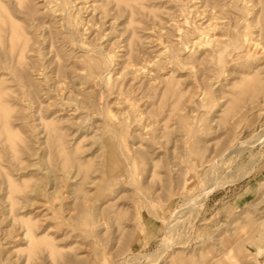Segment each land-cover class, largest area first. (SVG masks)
Here are the masks:
<instances>
[{
    "label": "rangeland",
    "instance_id": "1",
    "mask_svg": "<svg viewBox=\"0 0 264 264\" xmlns=\"http://www.w3.org/2000/svg\"><path fill=\"white\" fill-rule=\"evenodd\" d=\"M0 264H264V0H0Z\"/></svg>",
    "mask_w": 264,
    "mask_h": 264
},
{
    "label": "bare ground",
    "instance_id": "2",
    "mask_svg": "<svg viewBox=\"0 0 264 264\" xmlns=\"http://www.w3.org/2000/svg\"><path fill=\"white\" fill-rule=\"evenodd\" d=\"M210 24H211V23H210ZM213 24H214V23H213ZM216 24H217V23H216ZM212 26H213V25H212ZM210 27H211V25H210ZM213 27H214V26H213ZM213 27H212V28H213ZM214 29H215V27H214ZM203 34H204V32H203ZM203 34H202V35H203ZM204 35H205V34H204ZM207 36H208V35H207ZM203 38H204V37H203ZM210 38H211V37H210ZM196 40H198V39H196ZM202 40H203V39H202ZM204 41H205V40H204ZM191 44H192V43H191ZM250 48H251V47H250ZM255 48H256V47H255Z\"/></svg>",
    "mask_w": 264,
    "mask_h": 264
}]
</instances>
